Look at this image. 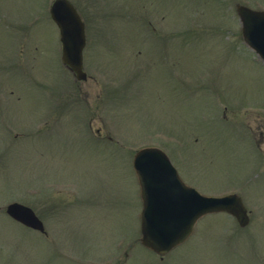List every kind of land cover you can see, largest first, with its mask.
Returning a JSON list of instances; mask_svg holds the SVG:
<instances>
[{
    "label": "rangeland",
    "instance_id": "1",
    "mask_svg": "<svg viewBox=\"0 0 264 264\" xmlns=\"http://www.w3.org/2000/svg\"><path fill=\"white\" fill-rule=\"evenodd\" d=\"M51 1L0 0V264H264V63L235 12L264 0H69L85 82ZM150 144L200 193L239 194L248 227L206 215L161 261L144 249L131 160ZM12 202L49 237L1 215Z\"/></svg>",
    "mask_w": 264,
    "mask_h": 264
},
{
    "label": "water",
    "instance_id": "2",
    "mask_svg": "<svg viewBox=\"0 0 264 264\" xmlns=\"http://www.w3.org/2000/svg\"><path fill=\"white\" fill-rule=\"evenodd\" d=\"M50 13L60 30L62 62L76 73L78 79H83V23L66 0H56ZM238 14L243 20L245 40L264 56V14L253 13L244 7H238ZM255 17L259 20L253 24ZM133 166L143 202L141 242L154 252L164 255L182 243L192 232L196 220L208 212L227 211L236 217L240 225L247 223L245 209L237 196L209 198L188 189L159 150L139 151ZM10 210L28 226L40 228V223L29 209L12 205Z\"/></svg>",
    "mask_w": 264,
    "mask_h": 264
},
{
    "label": "flooded vegetation",
    "instance_id": "3",
    "mask_svg": "<svg viewBox=\"0 0 264 264\" xmlns=\"http://www.w3.org/2000/svg\"><path fill=\"white\" fill-rule=\"evenodd\" d=\"M261 142H262V140H261ZM259 143H260V141H259ZM16 223V222H15ZM46 235V234H45ZM47 236V235H46Z\"/></svg>",
    "mask_w": 264,
    "mask_h": 264
}]
</instances>
